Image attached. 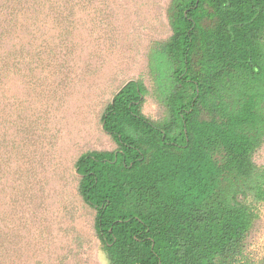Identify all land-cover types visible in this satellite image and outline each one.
Here are the masks:
<instances>
[{
  "label": "trees",
  "instance_id": "16d2710c",
  "mask_svg": "<svg viewBox=\"0 0 264 264\" xmlns=\"http://www.w3.org/2000/svg\"><path fill=\"white\" fill-rule=\"evenodd\" d=\"M78 1L0 0V186L30 173L18 138L29 103L20 118L13 88L68 70ZM167 15L172 34L149 54L153 89L132 80L113 95L101 124L116 148L78 156V195L108 264H264L252 252L264 209L254 159L264 145V0H171ZM148 96L162 119L143 113Z\"/></svg>",
  "mask_w": 264,
  "mask_h": 264
},
{
  "label": "rangeland",
  "instance_id": "374dc122",
  "mask_svg": "<svg viewBox=\"0 0 264 264\" xmlns=\"http://www.w3.org/2000/svg\"><path fill=\"white\" fill-rule=\"evenodd\" d=\"M78 2L68 70L44 75L31 90L21 80L13 88L20 118L23 102L29 103L28 130L20 121L18 138L26 163L20 164L30 173L27 182H1L0 264H108L94 232L95 212L78 195L74 163L87 151L116 148L101 115L124 84L142 80L152 91L149 54L172 34L171 0ZM143 113L155 121L165 115L152 96ZM254 159L264 166V145ZM262 219L252 246L256 257L264 256V209Z\"/></svg>",
  "mask_w": 264,
  "mask_h": 264
}]
</instances>
